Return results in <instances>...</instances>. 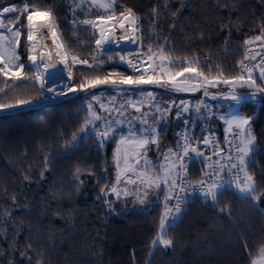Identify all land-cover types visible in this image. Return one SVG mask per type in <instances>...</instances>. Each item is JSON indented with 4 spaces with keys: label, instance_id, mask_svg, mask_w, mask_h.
I'll use <instances>...</instances> for the list:
<instances>
[{
    "label": "trees",
    "instance_id": "obj_1",
    "mask_svg": "<svg viewBox=\"0 0 264 264\" xmlns=\"http://www.w3.org/2000/svg\"><path fill=\"white\" fill-rule=\"evenodd\" d=\"M118 1L139 18L141 49L165 45L177 64L185 59L207 61L198 66L205 72L211 68V75L221 70L225 77L238 74L244 41L259 35L264 25V0ZM26 2L0 0V7ZM33 2L41 8L53 7L68 51L93 60L97 55L94 32L70 22L64 0ZM108 54L103 53V61ZM24 65L29 79H8L10 89L0 75V88L5 89L0 103L16 105L0 112L44 102L31 79L33 70ZM93 68L75 66L73 84L117 67ZM167 88L156 90L176 94ZM214 89L208 88L209 92ZM92 91H76L73 98L0 116V264H252L264 248V197L253 202L226 188L216 204L208 198H187L180 218L171 227L166 224L164 238L171 239L173 246L164 248L152 244L161 233L165 214L161 200L137 207L130 201H117L114 195L104 196L101 189L110 188L113 181L114 140L101 147L96 135L81 137L89 118L80 105ZM257 95V103L246 101L240 110L250 117L258 146L249 170L264 189V94ZM17 100L29 104L17 105ZM169 117L157 135L159 145L176 144L171 132L179 122L174 124V115ZM201 168L193 160L188 165V181L200 180ZM105 199L113 202V211Z\"/></svg>",
    "mask_w": 264,
    "mask_h": 264
},
{
    "label": "snow or ice",
    "instance_id": "obj_2",
    "mask_svg": "<svg viewBox=\"0 0 264 264\" xmlns=\"http://www.w3.org/2000/svg\"><path fill=\"white\" fill-rule=\"evenodd\" d=\"M117 0H108L107 3L100 4L99 6L104 7L109 10L110 14L106 16H98L97 18L105 23L106 27L100 29V38L95 40L96 49L100 50L103 48L105 44H111L115 42L117 45L119 41L124 40L131 43L140 42L141 47L143 46V37L135 36L134 33L140 31L139 26V18L133 12L131 8L122 9L117 17L115 6ZM93 5L97 4V0H91ZM167 6V5H166ZM154 14H158L157 9L152 10ZM16 13L14 17H9L8 26L4 22L5 14ZM22 19L26 20V25L22 24ZM84 23H93L92 21H85ZM111 23L112 29L115 30L119 28V30L123 31L125 35L120 37H115L114 33L110 34L106 31L107 24ZM95 27V25H94ZM26 28V36L28 44V52L29 55L27 59L31 62V65L34 66L35 71L33 73V77L36 82L39 83V91L41 94L44 92L55 93L56 89L52 87L53 84L56 83V72H49V69H55L56 62L52 56V48L48 45H42V47L47 48V57L44 53H35L37 40V33L40 38L43 39L45 36L53 37V44L55 48L60 49L63 47L62 44L57 43L58 33L56 29V25L54 22V13L51 9L41 8L39 6H34L33 0H28V2L24 3L22 8H19L15 5L3 7L0 9V41L5 39L2 30H5L10 33V43L13 45H19L20 37L24 34L21 29ZM46 30V31H45ZM254 41H260L264 43V25H261L259 35H256L251 40H245L244 44L248 45L253 43ZM2 46V45H0ZM67 52L57 51L55 53L56 60H59L60 63L65 65V68L68 69V77L71 79L72 72L70 70V66L67 64L68 58ZM253 59L255 57H252ZM95 60L96 57L94 56ZM111 57H109V60ZM245 59H248V56H245ZM122 62H126L127 65L132 69V74H124L119 72H109L107 75L95 76L92 78L85 79L77 86L72 87L69 85L68 91H84L86 93L89 92L90 89L96 88L98 85H130V86H141L145 84L158 85L161 87L171 86L176 91H198L200 88L204 89V95H210L208 88H218L221 84L228 86L232 89L231 92L226 94V98L230 96L231 100L236 102L237 104H241L247 100H255L257 97V93L264 94V83H257V79L253 76V71L256 65L249 67L244 61L239 62V73L225 77L223 71H219L215 75H211V68H209L208 72L196 67V64L199 63H207V61H201L199 58H196L192 61L185 59L182 63L177 64L176 61L173 60L170 54H168V50L165 45H156L155 47L151 44L147 46V51H142L139 54H136L133 59H127L124 56L120 57ZM160 63L157 64L156 61ZM13 61L17 63L13 64ZM73 63H78L81 65H87L89 68H93V65L89 63L87 59H81L78 56H72ZM105 61L100 60L98 63L103 64ZM0 63L3 64V67H0V75L5 78V87L11 88L12 85L7 84L8 79H29L24 74V63L20 60V57L15 53L14 50L11 51V54L7 57V62H5V58L3 53L0 52ZM260 66V75L259 80L264 82V60L261 61ZM43 67L44 71L41 72L40 68ZM175 69V70H174ZM96 69L93 68V71ZM139 73V74H135ZM246 73V75L244 74ZM191 77V79L187 77ZM51 77V79H49ZM116 77V78H113ZM237 86L241 88L254 89L250 94L241 93L237 94L235 89ZM122 93L126 91L125 89L120 90ZM5 89L0 88V93H4ZM59 94H64L63 90H60ZM95 98V93H89ZM149 97H151L152 93H147ZM215 99L216 96L213 95ZM17 105H25L29 104L28 100H17ZM129 104L135 108L136 112H140V107L137 106L136 103L129 101ZM16 105L0 103V109L5 108H13ZM89 107V112L91 113V105ZM206 107V106H205ZM103 108V106H102ZM123 108V105H121ZM111 114L112 111H119L116 109H105ZM189 106L182 102V107H177L176 116L180 117L183 111H188ZM197 111H199V106H197ZM157 112L160 113V119H164V113H170L171 108L165 107L163 112L159 108H157ZM120 115H123V112H120ZM148 113H142L141 119L144 120V123H147L145 117ZM225 120V123L228 125L227 131H232L233 126L236 131L233 132L235 138L240 140L238 145H234L229 142L228 145V156L227 159L229 161L233 160L231 155L232 150L234 149L236 152L235 162L230 164H224L221 161L224 159L222 153L225 149L221 148L218 144H213L211 138L209 137H196V140L199 142L202 141L204 145V149L207 150L209 147L212 149V155L220 157L213 164H209V168H214L215 165H219V171H206L204 172V176L208 177V179L201 178L195 184L191 186V189L184 187V184L187 182L188 178V165L184 163L185 158L187 157L189 160L192 159L193 155L196 158L203 157L202 163L204 161L210 160L211 157L205 155V151H202L198 146L193 147L190 143L192 137L185 135L184 141L185 143L182 145L183 152L175 153L176 159L180 161L178 165H172L167 167L166 170L163 171V175H159L158 173H153L150 176H146L144 172H137L134 167H130L128 171H131L133 175L138 177V180H133L131 176H129L123 182L127 184H132L136 186L135 194L136 200L140 204H144L147 201V197L149 195V191L153 188L157 190H161V184L165 185L167 188V194L165 196L166 201L175 200L176 203L172 208H168L167 203L165 204L166 212L160 221V229L161 233L157 235V238L152 242L153 246H163L164 248H168L173 246V241L171 239H165L164 235L167 233L165 219L170 215H172V220L168 222V227H171L175 220L180 218L182 213L181 204L187 202V197H180L177 192L188 193L199 192L205 198L210 199L214 204L219 203V197L224 195V190L226 188H233L245 199H249L253 202L261 201L262 197H264V189H262L256 181L254 174L249 170L251 164H254L255 161L252 160V154L258 150V146L255 144L256 137L252 133L250 127V118L244 117L237 112L231 118H226L224 116L220 117ZM103 121V127H101L100 122ZM123 123L122 120H110L108 117H103L97 113H91V118L85 122L84 127L81 131H85L88 129L89 125H91V131L96 133V139L99 145L102 147L104 143L111 139L112 134L115 129L113 127L114 124ZM157 130L149 126L146 130V134L138 139H135L133 142L136 148L142 149V151L138 152V156L141 158H145L146 152L151 150L150 145L157 144ZM72 140L76 141L77 136L73 134ZM120 143H125L124 139H121ZM75 144H73V147ZM178 146H180L178 144ZM118 151V150H117ZM173 152L172 149H168L167 152L162 153V157L165 161L170 159V154ZM139 163V160H137ZM148 166V161L145 159V167ZM117 167L119 168V161L117 160ZM153 168L163 169V165H152ZM77 173L80 172L78 168ZM203 171V170H202ZM175 172V178H173V173ZM43 174V173H42ZM226 174V175H225ZM242 174V175H241ZM28 179V177H25ZM77 178H79L77 176ZM120 183V173H117V184H114L111 188L101 189L102 193L105 197L108 195H115L117 199H119L122 195L127 197L130 193L127 188L121 189L118 187ZM141 189H143L141 194ZM104 203L109 205V210L113 211L111 208V204L113 203L111 200L105 199ZM26 255V254H25Z\"/></svg>",
    "mask_w": 264,
    "mask_h": 264
},
{
    "label": "rangeland",
    "instance_id": "obj_3",
    "mask_svg": "<svg viewBox=\"0 0 264 264\" xmlns=\"http://www.w3.org/2000/svg\"><path fill=\"white\" fill-rule=\"evenodd\" d=\"M108 0H97V4L93 5L91 3V0H64V10L70 15L71 18L70 22L77 23L79 25H84V26H89L90 29L94 32L95 35V40L99 39L98 35V27L102 22L97 18L98 16H106L110 14L109 10L105 9L104 7L99 6L100 4L107 3ZM11 6V5H7ZM4 6V7H7ZM16 6V5H15ZM22 6H19V8H22ZM3 7H0L2 9ZM53 7L51 6L50 8L47 9H52ZM129 7L117 0L116 6H115V11L117 14V17L119 16V13L122 9H128ZM54 13V12H53ZM17 15L16 13H9L5 14L4 16V22L6 25L11 26L9 24V17H14ZM62 19H67L68 18H62ZM58 18L54 13V22L58 28ZM85 21H92L93 23H84ZM22 24L26 25V20L22 19ZM95 25V27H94ZM59 30V28H58ZM3 34L5 36V39L3 41H0V52L3 53V56L5 58V62H7V57L11 54V51L14 50L15 53L20 57V60L24 63L27 64L31 67L33 70V73L35 71L34 67L31 65V62L27 59L29 52H28V44L29 42L27 41V36H26V28H22L21 31L24 33L20 37V43L19 45H13L10 43V33H8L5 30H2ZM59 35L61 37V33L59 32ZM135 36L137 35V32L134 33ZM62 38V37H61ZM63 40V39H62ZM64 42V41H63ZM66 48V46H65ZM96 48V45H95ZM142 51H147L141 49V46L139 44V41L137 43L133 44V47L128 48V49H117V48H108V49H96V59L89 61L90 64L93 65V67L100 68L104 66H112V67H117L115 70H111V72H119V73H124V74H132V69L127 65L126 62H122L120 60L121 56L126 57L127 59H131L134 57L136 54L141 53ZM104 52H109L110 54L106 55L105 57L107 60L103 63L100 64L98 63L100 60H102V56ZM69 54L71 56L76 54H73L69 51ZM26 56V57H25ZM109 57L111 59L109 60ZM244 58V54H243ZM242 58V60H243ZM241 60V61H242ZM17 63L16 61H13V64ZM157 64L160 62L157 60ZM67 64L70 66V70L74 71L75 66H84L89 68L87 65H81L78 63H75L74 67L71 66V62L69 58H67ZM196 66L199 68L198 64ZM0 67H3V64L0 63ZM239 68V65H238ZM122 69V70H121ZM175 70V69H174ZM240 71V69H238ZM109 73V72H108ZM103 74L101 77L107 75ZM139 74V73H135ZM246 75V73H244ZM215 75V74H213ZM260 75V71L253 72L254 78L257 79V83H261V81L258 79ZM74 76H72V79ZM116 78V77H113ZM191 79V77H187ZM36 82V81H35ZM65 81V85L66 86ZM38 88H39V83L36 82ZM71 85L72 87H77L72 83L68 84L67 89L66 87L63 90L64 94H55V95H49L47 93L42 94V101L50 100L56 97H60L62 95H67L73 92L68 91V87ZM147 88H141L133 90V89H125L123 93L120 91L122 88L120 87H105L101 88L98 90H93L91 93H95V98L91 94H88L82 99L81 102V107L80 109H85L88 114V118H91V113H97L103 117H108V119L112 120H122L123 123H117L114 124L113 127L115 129L114 133L112 134L111 139L109 140H114V145H113V181L111 183L110 188L114 185L117 184V173H120V183L118 184V187L121 189L127 188L128 192L130 193L127 197H124L123 195L117 199L119 202H125V201H130V205L134 206H139L142 207L143 204H140L136 200V194H135V189L136 186L132 184H125L123 181L126 180L129 176L132 177L133 180H138V177L136 175H133L131 171H128L130 167H134L136 171L139 172H144L146 176H150L153 173H158L159 175H163V171L167 169V167L172 166V165H177V162L179 160L173 159V157L170 154V159L168 161H165L162 157V153H165L172 147L171 142H167L159 145V141L157 144L150 145V149H152L155 153L150 155L149 151L146 152L145 158H141L138 156V152L142 151V149L136 148L134 144V140L143 137L146 134V130L151 126L152 128H155L157 130V133H160V130L162 129L163 125H167L166 123L169 122L171 114L174 115V111L170 113H164V119H160V113L157 112V108L163 112V109L167 106L172 108L173 106H176L177 104L184 103V101H188L191 103L190 107H193V111L196 110L195 108L197 107L199 103V111L198 115H201L202 119L207 120L211 122V125L213 126L214 131L218 132L219 129H222V131H226L228 129V125L225 123L224 119H221V116H224L226 118H231L234 114L239 112L240 115L244 117L250 118L248 115H246L243 111L240 110V107L246 102H243L241 104H237L233 100H231L230 96L226 98V94L231 92L232 89H230L228 86L221 84L218 88H213L214 90L210 91V95L205 96L204 93H200L198 96H192V97H185L182 95H177L165 91H160L156 90L153 88L154 86L158 85H152V84H145L142 85ZM169 89L174 90L171 86H168ZM167 88V87H165ZM211 88V87H209ZM168 89V88H167ZM212 89V88H211ZM61 89L59 88V91ZM176 91V90H174ZM237 94L241 93H247V91H254V89H247V88H241L237 86L235 89ZM76 92V91H74ZM181 92H189V91H181ZM147 93H152L153 95L149 97ZM250 94V93H248ZM213 95L216 96V98H213ZM259 96L257 95L255 100H247L251 101L253 103H257L259 101ZM129 101H132L133 103H136L138 107H140L141 111L136 112L135 108H133L130 104ZM89 105H91V113L89 112ZM121 105H123V108H121ZM103 106V108H102ZM205 106L210 108L209 115H207L208 112H206ZM189 107V108H190ZM105 109H116L119 111H112L111 114H109L108 111ZM3 109H0L2 111ZM120 112H123V115H120ZM148 113V115L145 117L147 120V123H144V120L141 119L142 113ZM191 113V109L186 111V117H189ZM88 119V120H89ZM173 123L175 124L177 121L179 122L178 126L181 124L180 121L174 116L172 119ZM250 122V121H249ZM101 124V127H103V121L97 122ZM85 123L83 124L84 127ZM91 125H89L88 129L85 131H81V137L87 136L89 133H92L96 135L95 132L91 131ZM174 130L175 127H173V131L171 132V136L174 135ZM172 136V139L174 140V137ZM96 137V136H95ZM158 137V136H157ZM121 139L125 140V143H120ZM107 140L106 142H108ZM171 146V147H170ZM155 149V150H154ZM118 150V151H117ZM159 151L156 152V151ZM177 151V149H173V152ZM172 152V153H173ZM145 159L148 161V166L145 167ZM117 160L119 161V168L117 167ZM137 160H139V163H137ZM152 165H163L164 168H153L151 167ZM175 176V172L173 173V178ZM143 189H141V194H142ZM235 191V189H234ZM236 192V191H235ZM167 194V188L165 185L161 184V190H157L155 188L151 189L149 191V195L147 197V202L149 201H154V200H161V203L164 207L163 211L164 213L166 212L165 204L167 203V206L169 208V202L166 201L165 196ZM236 194L240 196L237 192ZM243 197V196H240ZM144 203V204H146ZM172 220L171 214L165 219V224H167L169 221ZM252 264H264V248L257 254V256L254 257L252 260Z\"/></svg>",
    "mask_w": 264,
    "mask_h": 264
},
{
    "label": "built area",
    "instance_id": "obj_4",
    "mask_svg": "<svg viewBox=\"0 0 264 264\" xmlns=\"http://www.w3.org/2000/svg\"><path fill=\"white\" fill-rule=\"evenodd\" d=\"M251 40V39H250ZM244 58L243 61L245 64H247L249 67H252L253 65H256L257 67H255L253 72H256L260 69L261 65V61L264 60V43L260 42V41H254L251 44L245 45L244 46ZM248 56V59H245V56ZM252 57H255L254 59ZM134 57H132L131 59H133ZM185 104H187L189 107L191 106V103H189L188 101H184ZM199 105V103H198ZM197 105V106H198ZM177 107H182V103L177 104L176 106H173L171 109L172 111H174V116L180 121V125L175 127L174 130V135L176 138V144L175 146H170V149H177V151L171 153V156L173 157V159H175L176 155L175 153H181L183 152V147L182 145L185 143L184 141V136L188 135L190 137H192L190 143L193 147H199L202 151H205V155L211 157L210 160L204 161L203 163L201 162L203 160V157L201 158H196L194 155L192 157L191 160H189L187 157L184 160V163L189 165L193 160H196L199 164V166H201L202 164V178L203 179H208V177L204 176V172L206 171H219V165H215L214 168H209L208 165L209 164H213L215 161H217L218 159H220V157L217 156H213L212 155V149L211 147H209L207 150L204 149V145L201 142H197L196 137H209L212 140L213 144H218L221 148L225 149V151L222 153V156L224 157V159L221 161L224 164H230L232 162H235V156H236V152L233 149L231 152V155L233 157L232 161H229L227 159L228 156V145L229 142L231 141L232 144L234 145H238L240 143V140L235 138L233 135V132L236 131L235 127L233 126L232 131H214L213 126L211 125V122L202 119L201 115H198L197 112V107L195 108L196 110L193 111V107H190L189 109H191V113L189 117H186V111H183L180 115V117L176 116V109ZM207 113V115H209V111L210 108L205 107V109ZM178 144L180 146H178ZM180 163V161L177 162V165ZM188 171V170H187ZM189 174V172H188ZM226 175V174H225ZM242 175V174H241ZM189 176V175H188ZM175 178V176H174ZM197 181H188L187 178V182L184 184V187H187L189 189H191V186L193 184H195ZM177 194L180 197H187V198H191V197H201V198H205L204 196H202L199 192H192L189 191L188 193H184V192H177ZM169 201V208H172L173 205L176 203L175 200H168ZM183 203L181 204L182 207ZM174 215L171 214V216Z\"/></svg>",
    "mask_w": 264,
    "mask_h": 264
},
{
    "label": "bare ground",
    "instance_id": "obj_5",
    "mask_svg": "<svg viewBox=\"0 0 264 264\" xmlns=\"http://www.w3.org/2000/svg\"><path fill=\"white\" fill-rule=\"evenodd\" d=\"M105 27H106L105 23H102V24L99 25V27H98V35H99V38H100V29L101 28H105ZM56 29H57V33H58L57 43L62 44L63 45L62 48H60V49L55 48V46L53 44V37H51L50 35L49 36H45V38L41 39L40 36H39V34L37 33V40L35 41L36 49H35V53L34 54L44 53L45 56L47 57L48 49L42 47V45H48L49 47L52 48V56H53V59L56 62L55 69H51V68L49 69V72L50 73H52V72H56L57 73L56 83L52 85V87H54L56 89V92L55 93L45 92V93H47L49 95H55V94L59 93L60 92L59 91V88L62 89V90H66L67 89V86H68V84H69V82L71 80L68 77V69L65 68V65L63 63H60L59 60H56V58H55V53L57 51L67 52L69 54L68 49L65 48V46H66L65 43L63 42L62 38L59 35V30H58L57 26H56ZM106 31H108L110 34H113L114 33V36L115 37H120V36L125 35V33L123 31L119 30V28H116L115 30H113L112 29V26H111V23L107 24ZM133 44L134 43L121 40V41H119V44L118 45L115 42H113L111 44H105L103 46V48L104 49H108V48L128 49V48L133 47ZM68 58H69V60L71 62V66L74 67L75 63H73L70 54L68 55ZM40 71L41 72L44 71L43 67L40 68ZM49 79H51V77H49ZM66 80H67L66 86H64ZM65 87H66V89H64Z\"/></svg>",
    "mask_w": 264,
    "mask_h": 264
},
{
    "label": "water",
    "instance_id": "obj_6",
    "mask_svg": "<svg viewBox=\"0 0 264 264\" xmlns=\"http://www.w3.org/2000/svg\"><path fill=\"white\" fill-rule=\"evenodd\" d=\"M72 76H73V73H72ZM72 80L73 79L71 78V80L69 82L70 84L72 83ZM103 87H120V88L129 87V88H140V89L141 88H147V87H144L142 85L141 86H138V87L137 86H130V85H117V86H112V85H98L94 89L103 88ZM153 88H155V89H161V90H167L166 88L161 87V86H154ZM94 89H90L89 91H92ZM174 92L176 94H178V95L196 96L199 93H204V89L203 88H200L198 91H195V92H193V91H189V92L174 91ZM258 94H261V93H258ZM75 95H76V92H73V93H70V94H67V95H62L60 97H56V98H53V99H50V100H46V101L41 102V103H39L37 105H30V106H26V107L19 108V109L3 111V112H0V116H7V115H12V114L20 113V112H23V111H26V110L37 109V108H40V107H43V106H46V105H49V104H54L56 102H60V101H63V100L69 99V98H73Z\"/></svg>",
    "mask_w": 264,
    "mask_h": 264
}]
</instances>
